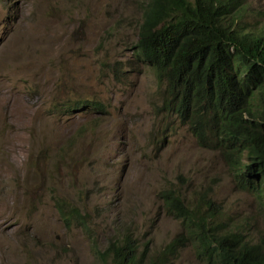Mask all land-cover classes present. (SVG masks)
<instances>
[{
	"label": "rangeland",
	"instance_id": "1",
	"mask_svg": "<svg viewBox=\"0 0 264 264\" xmlns=\"http://www.w3.org/2000/svg\"><path fill=\"white\" fill-rule=\"evenodd\" d=\"M146 2L0 0V264H104L122 228L154 254L182 230L158 197L172 185L210 197L226 231L264 236V191L239 189L223 157L157 114L164 83L134 49ZM242 2L235 24L264 31V0ZM78 100L101 109L67 107ZM61 200L89 215L91 238ZM168 264L209 263L189 241Z\"/></svg>",
	"mask_w": 264,
	"mask_h": 264
},
{
	"label": "trees",
	"instance_id": "2",
	"mask_svg": "<svg viewBox=\"0 0 264 264\" xmlns=\"http://www.w3.org/2000/svg\"><path fill=\"white\" fill-rule=\"evenodd\" d=\"M242 0H147L137 25L135 56L150 66L164 88L158 115L174 116L197 144L228 163L241 190L264 191V31L235 24ZM81 103V104H80ZM100 110L97 100L68 106ZM163 132L162 118L156 124ZM156 148L163 143L153 141ZM177 186L159 190L166 213L182 230L157 252L122 228L99 251L104 264H168L189 242L209 264H264V236L251 242L238 228L226 231L210 197L195 203ZM56 207L67 227L89 238V215L63 200Z\"/></svg>",
	"mask_w": 264,
	"mask_h": 264
},
{
	"label": "clouds",
	"instance_id": "3",
	"mask_svg": "<svg viewBox=\"0 0 264 264\" xmlns=\"http://www.w3.org/2000/svg\"><path fill=\"white\" fill-rule=\"evenodd\" d=\"M242 4H243V2H242ZM242 4H241L236 10H234V14H235L236 16H237V14H238L240 8L242 7ZM236 16H235V17H236Z\"/></svg>",
	"mask_w": 264,
	"mask_h": 264
}]
</instances>
